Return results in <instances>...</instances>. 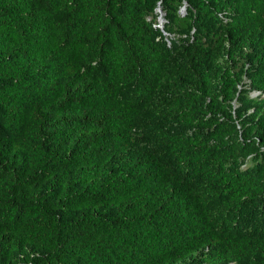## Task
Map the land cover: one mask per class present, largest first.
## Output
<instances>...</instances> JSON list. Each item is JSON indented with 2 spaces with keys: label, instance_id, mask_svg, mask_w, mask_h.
Returning <instances> with one entry per match:
<instances>
[{
  "label": "trees",
  "instance_id": "16d2710c",
  "mask_svg": "<svg viewBox=\"0 0 264 264\" xmlns=\"http://www.w3.org/2000/svg\"><path fill=\"white\" fill-rule=\"evenodd\" d=\"M253 90L264 0H0V264H264Z\"/></svg>",
  "mask_w": 264,
  "mask_h": 264
},
{
  "label": "clouds",
  "instance_id": "9594fccd",
  "mask_svg": "<svg viewBox=\"0 0 264 264\" xmlns=\"http://www.w3.org/2000/svg\"><path fill=\"white\" fill-rule=\"evenodd\" d=\"M161 23H162V21H161ZM251 95L253 96V97H258V96H262V97H264V93H262V91H260V90H253L252 92H251ZM244 167H246V164L244 165Z\"/></svg>",
  "mask_w": 264,
  "mask_h": 264
},
{
  "label": "water",
  "instance_id": "95a60500",
  "mask_svg": "<svg viewBox=\"0 0 264 264\" xmlns=\"http://www.w3.org/2000/svg\"><path fill=\"white\" fill-rule=\"evenodd\" d=\"M163 22V20H161Z\"/></svg>",
  "mask_w": 264,
  "mask_h": 264
}]
</instances>
